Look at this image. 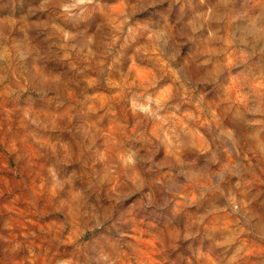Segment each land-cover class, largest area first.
Listing matches in <instances>:
<instances>
[{
  "label": "rangeland",
  "instance_id": "rangeland-1",
  "mask_svg": "<svg viewBox=\"0 0 264 264\" xmlns=\"http://www.w3.org/2000/svg\"><path fill=\"white\" fill-rule=\"evenodd\" d=\"M0 264H264V0H0Z\"/></svg>",
  "mask_w": 264,
  "mask_h": 264
}]
</instances>
